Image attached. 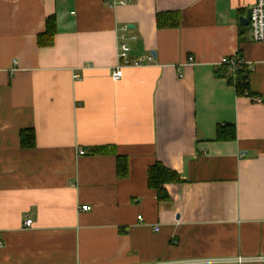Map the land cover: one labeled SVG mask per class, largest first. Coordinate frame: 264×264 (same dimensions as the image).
I'll list each match as a JSON object with an SVG mask.
<instances>
[{"label": "crops", "instance_id": "0c3cea01", "mask_svg": "<svg viewBox=\"0 0 264 264\" xmlns=\"http://www.w3.org/2000/svg\"><path fill=\"white\" fill-rule=\"evenodd\" d=\"M119 1L0 0V264H264V41L241 25L256 1ZM123 27L153 59L115 81ZM237 53L253 96L224 77ZM157 163L181 178L172 202L148 185Z\"/></svg>", "mask_w": 264, "mask_h": 264}, {"label": "trees", "instance_id": "16d2710c", "mask_svg": "<svg viewBox=\"0 0 264 264\" xmlns=\"http://www.w3.org/2000/svg\"><path fill=\"white\" fill-rule=\"evenodd\" d=\"M157 25L158 28H176L179 25L180 18L177 12L173 14H158L157 17ZM47 26L46 32L44 34L39 35L38 44L41 47L51 46L54 43L55 35L57 32V22L53 16L48 17L46 19ZM240 54V53H239ZM242 56V55H241ZM224 77L227 79L228 83L231 86H234L237 89V93L239 95H247L250 96L251 92H249L248 87V78L249 74L244 72H238V81L237 83H233L232 79L228 76L227 67H223ZM231 134L229 136L225 135V131L223 128H218V136L217 139L219 141H223L225 139L234 140L236 136V131L234 130V126L231 128ZM21 145L23 148H34L36 145V138L34 131L31 130H22L20 134ZM110 149L108 148H99L100 152H108ZM117 174L119 178H123L128 174L129 163L126 157H118L117 160ZM148 185L151 190L156 191L158 195V199L163 202H172L174 200L173 194L168 190L169 185H179L181 183V178L178 174L172 169L165 167L161 163H157L153 165L148 171Z\"/></svg>", "mask_w": 264, "mask_h": 264}, {"label": "built area", "instance_id": "2783aa9c", "mask_svg": "<svg viewBox=\"0 0 264 264\" xmlns=\"http://www.w3.org/2000/svg\"><path fill=\"white\" fill-rule=\"evenodd\" d=\"M256 3L250 8L251 9V19L249 22V28L251 30L252 41L255 43H262L264 41V0H255ZM120 5H126L127 1H119ZM128 28L123 27L121 29V42L119 45V55H118V67L114 70L112 78L115 81H120L124 75L125 68H134L136 66H142L146 62L151 61L153 58L149 56L146 59H132L131 58V48L128 45V41H133L136 39V36L129 37L127 34ZM189 64L195 63L194 58L191 56L188 58ZM220 64L227 67V74L232 79V82L235 84L238 81V72L248 73L252 71L253 67L251 64L245 62L243 57L240 54H234V56L223 57ZM182 77L183 75L180 74ZM2 97L0 96V102ZM85 211H90L92 208L88 206L81 207ZM32 220L27 218L24 222L26 227H31ZM259 259V258H258ZM244 259H238V263H242ZM258 261H264V259H259ZM154 264H168L162 262H155ZM177 264V263H170Z\"/></svg>", "mask_w": 264, "mask_h": 264}, {"label": "water", "instance_id": "95a60500", "mask_svg": "<svg viewBox=\"0 0 264 264\" xmlns=\"http://www.w3.org/2000/svg\"><path fill=\"white\" fill-rule=\"evenodd\" d=\"M247 16L246 17H243L241 19V25L244 26V27H247L249 25V22H250V19H251V9H249L247 11Z\"/></svg>", "mask_w": 264, "mask_h": 264}]
</instances>
